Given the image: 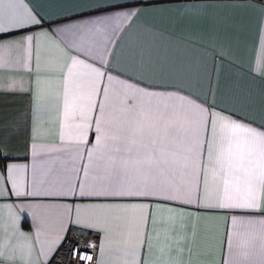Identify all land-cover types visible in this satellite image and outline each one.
Listing matches in <instances>:
<instances>
[{"label":"crops","instance_id":"1","mask_svg":"<svg viewBox=\"0 0 264 264\" xmlns=\"http://www.w3.org/2000/svg\"><path fill=\"white\" fill-rule=\"evenodd\" d=\"M121 2L23 0V8L5 6L3 24L14 27V20L24 15V8L38 10L49 23L55 24L57 19L67 22L72 17L86 18L90 10ZM257 9L258 6L245 4L243 0H210L196 12L133 19L125 24L127 31L123 34L96 27L80 36L57 33L59 46L42 39L38 49L31 52L23 45L0 49V143L10 153L7 161L0 160V172L4 171L5 162L21 165L18 184L29 190L35 185L41 191L36 197L20 198L8 193L11 185L4 188L5 195L0 196L3 264H47L62 242L76 234L97 237V264H132L133 245L137 238L143 240L145 236L139 205L126 199L94 201L92 211L80 213L82 222L78 224L76 213L70 211L73 198L62 193L69 184L111 182L115 168L120 169L124 181L168 190L182 188L192 181L193 172L200 171V159L207 165L206 154L195 162L188 155L199 114L177 98L178 91L171 90L175 86L177 90L208 97L203 54L210 46L226 57L217 61L220 90L217 93L213 83L211 98L229 107L235 99L244 104L251 102L255 109L252 114L259 115L264 105V72L260 71L264 24ZM148 25H155L161 31L151 34ZM140 45L145 46L152 63L153 71L147 74L149 85L169 93L163 98L159 95L143 98L140 107L175 109L168 112L169 122L179 123L174 133L176 143L163 157L156 154V159L165 161L158 166L136 163L146 158L145 153L136 151L120 154V162L114 163L117 157L111 148L116 142L111 135L120 123L126 91L115 80L107 102L103 96L96 98L105 104L104 123L109 137L90 154L79 143L74 129L71 135L66 132L67 126L75 122L66 118L63 111L64 87L59 69L65 63L64 51L72 55L79 51L80 59L91 56L93 59L85 63L97 67L99 62H104L109 67L115 64L117 68L130 70L131 49ZM212 54L207 52L209 58ZM73 73L77 86L70 98V111L79 102L80 82L87 83L92 78L80 65L73 68ZM181 113L186 116L181 118ZM200 135L204 138L205 133L201 131ZM85 139L91 148L94 133ZM221 175L218 166L215 171H208L210 190L221 184ZM256 195L259 197V191ZM147 212L145 207L144 214ZM152 217L147 231L149 251L144 254L148 264H264V213L239 209L205 213L159 203L154 205ZM85 222L93 226L85 228ZM140 258L141 250L137 248L135 260Z\"/></svg>","mask_w":264,"mask_h":264},{"label":"snow or ice","instance_id":"2","mask_svg":"<svg viewBox=\"0 0 264 264\" xmlns=\"http://www.w3.org/2000/svg\"><path fill=\"white\" fill-rule=\"evenodd\" d=\"M209 2L210 0H122L118 4L102 5L95 10H90L86 18L72 17L67 22L57 19L55 24L49 23L44 14L38 10L24 8V15L14 20L15 26L5 27L3 24L5 6L11 8L19 5L23 8V0H0V49L23 45L31 52L34 48L38 49L42 39H47L59 46L55 39L57 33L80 36L96 27H103L112 32L119 30L123 34L127 31L125 24L133 19L196 12L206 7ZM243 2L258 6L257 10L261 13L262 24H264V0H243ZM77 20L83 22H74ZM147 31L156 34L161 29L155 25H148ZM10 37L19 38L10 39ZM208 51L213 53L210 58L207 55ZM131 52L133 65L130 70H125L117 68L115 64L109 67V64L104 62H99L97 67L93 63H85V60L93 59L91 56L80 59L79 51L76 55L64 51L65 63L59 69L64 87L63 111L66 118L75 122L74 125L67 126L66 132L71 135L74 129L79 143L83 144L90 154L109 137L104 123L105 104L97 102L96 98L103 96L104 101L107 102L111 84L115 80L126 91L120 123L111 135V139L116 142L111 148L113 155L117 157L114 163L120 162V154L130 155L136 151L146 154L145 160L136 161V163L158 166L165 161L156 159V154L159 153L163 157L168 148L176 143L177 137L174 133L179 123L177 120L169 122L168 112H175V109L161 110L159 106L155 108L149 106L144 109L140 107L143 98L157 95L163 98L169 93L168 90H157L149 85L147 74L152 72L153 68L145 46L134 47ZM225 59L226 57L217 53L214 48L209 46L205 49L203 67L209 82L208 97H201L185 89L177 90L175 86L171 90L178 91L177 98L199 114V120L193 129L194 141L188 155L195 162L206 154L207 165L200 159V171L193 172L192 181L182 188L168 190L156 185L124 181L120 169L115 168L111 182L92 184L81 182L75 186L69 184L67 191L62 193L65 197L73 198L70 211L76 213L75 222L78 224L82 222L80 213L92 211L95 207L94 201L126 199L139 205L140 222L145 227V236L143 240L137 238V242L133 245L132 264H148L144 259V254L149 251L147 231L153 220L152 213L156 204L178 205L205 213L234 209L264 213V105H261L259 115H254L252 113L255 109L251 106V102L244 104L239 99H235L233 105L229 107L218 104L211 98L213 83L217 93L220 90L216 71L217 61ZM77 65L86 68L92 74V78L87 83L80 82L79 102L70 111V98L77 86L73 68ZM260 71L264 72V53L260 57ZM238 104L243 106L237 107ZM180 115L181 118L186 116L185 113ZM201 131L205 133L204 138H201ZM93 133L94 145L89 148L85 137ZM5 147L3 143H0V160L7 161L10 153L5 152ZM32 151L35 152V145L32 146ZM216 166L220 168L222 174L221 184L212 191L209 188L207 174L209 170L215 171ZM2 167L4 171L0 172V196L5 195L4 188L7 185H11L8 193L16 197L27 198L41 195V191L35 185L29 190L24 184H18L17 174L22 171L23 166L5 162ZM257 191L260 193L259 197L256 195ZM76 201L83 203L80 205ZM2 207L3 205H0V208ZM145 207L148 209L147 215L144 214ZM92 226V224L83 223L85 228ZM91 247L96 245L86 244V248ZM137 248L141 250L139 261L135 260ZM71 256L78 257L75 264H79L80 261L87 264L92 260L86 250L78 255L76 247L71 249ZM3 260V243L0 242V264H3Z\"/></svg>","mask_w":264,"mask_h":264},{"label":"built area","instance_id":"3","mask_svg":"<svg viewBox=\"0 0 264 264\" xmlns=\"http://www.w3.org/2000/svg\"><path fill=\"white\" fill-rule=\"evenodd\" d=\"M91 243L96 245V247L86 248V244ZM76 247L78 250V255L80 252L87 251L91 255L92 260L87 262V264H97L99 255V240L97 237H85L83 235H73L68 236L62 244L55 251L52 258L47 264H75L77 258L71 256V249ZM79 264H85V262L80 261Z\"/></svg>","mask_w":264,"mask_h":264}]
</instances>
